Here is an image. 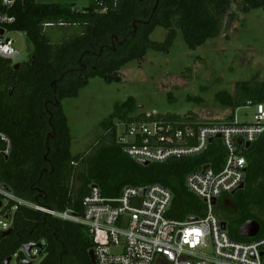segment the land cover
Returning a JSON list of instances; mask_svg holds the SVG:
<instances>
[{
  "label": "trees",
  "instance_id": "trees-1",
  "mask_svg": "<svg viewBox=\"0 0 264 264\" xmlns=\"http://www.w3.org/2000/svg\"><path fill=\"white\" fill-rule=\"evenodd\" d=\"M232 1L89 0L88 7L79 10L75 0H25L3 10L14 18L6 29L23 34L31 51L18 68L0 57V135L10 143L4 155L7 144L0 136V185L20 200L78 215L91 186L103 197L115 198L126 187L159 185L172 195L169 219L204 218V204L188 192L184 180L202 166L215 172L222 169L226 152L221 140L212 141L198 156L148 165L132 160L117 142L119 125L153 121L196 125V116L138 114L136 101L129 97L99 124L90 149L73 156L61 102L76 98L92 78L107 84L120 81V70L144 59L149 50L168 52L177 31L190 50L228 32L238 18L229 13ZM237 3L240 14L264 12V0ZM156 28L166 31L163 42L150 39ZM187 100L203 103L201 98ZM214 101L230 111L227 121L232 122L235 110L248 103L264 104V82H237L232 94L219 91ZM243 156L247 162L243 189L220 198L213 212L226 224L232 240L250 242L264 237V132ZM14 206L8 202L1 213ZM9 220L10 235L0 233V264L15 254L22 259L21 249L27 244H42L39 264H91L88 251L94 244L86 228L23 206H16ZM249 221L260 228L253 239L239 235V228Z\"/></svg>",
  "mask_w": 264,
  "mask_h": 264
},
{
  "label": "built area",
  "instance_id": "built-area-1",
  "mask_svg": "<svg viewBox=\"0 0 264 264\" xmlns=\"http://www.w3.org/2000/svg\"><path fill=\"white\" fill-rule=\"evenodd\" d=\"M24 1L0 0V57L12 66L23 62L24 58L14 48L10 37L14 33L6 29L14 18L3 10ZM246 107L255 109L252 123H238L234 119L232 122H199L196 125L153 121L119 125L124 129L122 133L118 132L119 126L117 128V142L137 163L165 164L192 158L204 153L212 141L221 140L226 152L222 169L215 172L208 165L202 166L199 171L188 173L184 180L188 192L206 208L202 219L188 221L189 218L184 222L169 219L172 195L159 185L126 187L115 198H105L97 187L91 186L89 195L82 200L80 215L71 210L57 212L20 200L3 190L2 185L0 200L7 199L16 206L86 228L93 240L95 264H264V237L250 242L232 240L226 229L222 230V222L215 216V205H212L213 201L217 203L244 185L247 162L243 151L264 132V104L248 103ZM0 136L7 144L3 152L7 155L9 140ZM141 190H144L143 196ZM16 206L3 213L5 207L0 208L5 220L0 221L3 231L10 229L9 215ZM37 252L32 250L30 257L23 253L22 259L15 254L9 264L13 259L16 264L23 260L32 264Z\"/></svg>",
  "mask_w": 264,
  "mask_h": 264
},
{
  "label": "rangeland",
  "instance_id": "rangeland-1",
  "mask_svg": "<svg viewBox=\"0 0 264 264\" xmlns=\"http://www.w3.org/2000/svg\"><path fill=\"white\" fill-rule=\"evenodd\" d=\"M88 4L89 0H75V8L79 10ZM229 13L238 18L228 32L225 30L195 50L187 48L181 32L177 31L168 52L147 51L144 59L120 70V81L107 84L100 78H92L76 98L64 99L61 106L70 130L71 154L88 151L95 143L99 124L113 112L116 104L129 97L136 101L138 114L194 115L200 123L228 122L230 111L221 108L214 101V95L219 91L232 94L237 82H264V12L252 9L240 14L237 0H233ZM10 37L26 61L31 46L24 35L16 33ZM165 37L166 31L156 28L150 39L163 42ZM187 96L201 98L203 103L188 101ZM254 114L253 107H245L235 110L233 117L238 123H252ZM123 131L119 126L118 132ZM7 205L8 200H2V206ZM0 221H5L1 213ZM33 258L32 264H39L41 256L33 255ZM11 264H16L15 259Z\"/></svg>",
  "mask_w": 264,
  "mask_h": 264
},
{
  "label": "water",
  "instance_id": "water-1",
  "mask_svg": "<svg viewBox=\"0 0 264 264\" xmlns=\"http://www.w3.org/2000/svg\"><path fill=\"white\" fill-rule=\"evenodd\" d=\"M140 1H142V0H140ZM0 34H2V31H0ZM18 67H19V64L14 65V68H18ZM246 146L248 147L249 144H247ZM138 163H140L142 165H148L147 162H143V161H138ZM204 169H205V167L203 168V170ZM243 187H244V185L241 186L239 189L241 190V189H243ZM1 188L3 190L7 191L8 193H11V190L7 186L2 185ZM143 194H144V190H141V196H143ZM212 205H216V201H213ZM1 207H2V202L0 200V208ZM193 220H194L193 218H190L188 221H193ZM221 228H222V230H225L226 224L222 222ZM259 230H260L259 225L256 222L249 221V222H246L245 224H243L239 228V235L242 238L253 239L259 234ZM11 231H12L11 229L3 231V232H1V236L2 237L8 236V235H10ZM22 250H23V253L26 257H30L32 250H37L39 252V254L42 252V244H27V245L22 246ZM88 259H89L91 264H95L94 255H93L92 250L88 251ZM10 261H11V258H7L4 261V264H9ZM21 264H29V261L23 260L21 262Z\"/></svg>",
  "mask_w": 264,
  "mask_h": 264
},
{
  "label": "crops",
  "instance_id": "crops-1",
  "mask_svg": "<svg viewBox=\"0 0 264 264\" xmlns=\"http://www.w3.org/2000/svg\"><path fill=\"white\" fill-rule=\"evenodd\" d=\"M14 34H16V33H14Z\"/></svg>",
  "mask_w": 264,
  "mask_h": 264
}]
</instances>
